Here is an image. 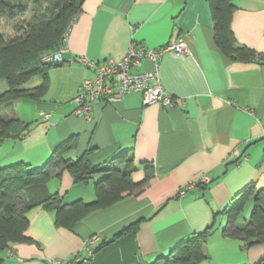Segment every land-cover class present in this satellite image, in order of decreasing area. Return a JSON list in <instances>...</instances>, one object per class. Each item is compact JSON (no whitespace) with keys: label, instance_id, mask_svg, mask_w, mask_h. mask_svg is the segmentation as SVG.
Masks as SVG:
<instances>
[{"label":"crops","instance_id":"1","mask_svg":"<svg viewBox=\"0 0 264 264\" xmlns=\"http://www.w3.org/2000/svg\"><path fill=\"white\" fill-rule=\"evenodd\" d=\"M231 2L235 47L253 51L248 60L231 59L216 45L207 0L82 1L66 36L62 57L67 63L49 70L47 92L41 99H18L2 111L28 122L29 131L0 141V166L37 169L75 135L72 158L88 150V161L96 165L123 152L116 166L127 165L133 182L150 178L138 195L92 212L72 229L57 227L53 212L26 211L27 234L34 242L13 244L1 255L3 264L78 263L88 257L91 235L97 244L138 218L136 230L97 250L90 264H147L211 225L203 244L206 258L198 264H256L264 257V242L244 247L240 238L224 234L228 223L222 209L234 194L251 182L264 190V0ZM178 40L185 43L182 54L162 52L157 67L143 56L132 67L139 73L156 70L171 105L144 104L134 91L109 102L95 98L88 118L76 112L73 98L96 69L72 57L119 61L132 43L153 49ZM40 83L35 76L24 87ZM6 89L0 80V93ZM203 176L207 181H198ZM53 177L62 184L56 192L64 200V188L77 184L67 170ZM80 198L94 200L95 193ZM249 207L251 201L237 227L246 225L249 216L243 212Z\"/></svg>","mask_w":264,"mask_h":264},{"label":"trees","instance_id":"2","mask_svg":"<svg viewBox=\"0 0 264 264\" xmlns=\"http://www.w3.org/2000/svg\"><path fill=\"white\" fill-rule=\"evenodd\" d=\"M83 0H0V20L11 34L0 30V80L7 89L0 93V141L20 139L28 134L29 123L19 117L7 116L3 110L18 99H41L49 87V70L67 61L43 62L45 54L67 49L66 36L72 20L80 11ZM216 45L231 59L248 60L254 55L245 47H235V39L230 28L234 5L231 0H207ZM63 59V57H62ZM41 83L36 87H24L33 77ZM77 144V136L71 135L62 141L43 163L34 170L16 163L0 166V264H3L4 251L16 243L34 242L27 234L29 224L25 212L32 208H42L54 214L57 227L72 229V226L92 212L107 208L118 201L138 195L143 191L150 175L140 182L130 178L131 169L124 165L119 168L116 162L123 152L112 155L101 164L92 165L88 161L89 151L77 158L70 152ZM129 160L126 159L125 162ZM116 163V164H115ZM63 170L72 176L73 183L91 181L95 199L84 201L81 198L65 202L58 192H50L46 183L52 176L59 177ZM97 177V178H96ZM200 186V183H197ZM248 201L252 208L243 227L236 226V220ZM227 217L228 227L224 234L240 238L244 247L264 242V190L256 188L253 182L239 190L228 205L222 209ZM142 218H138L114 233L107 240L98 237L87 247L91 256L75 264L90 261L97 250L119 237L137 229ZM213 226L193 233L175 243L166 254L158 255L147 264H198L206 258L203 244L212 234ZM37 243V241H35ZM72 264V263H70ZM256 264H264V257Z\"/></svg>","mask_w":264,"mask_h":264},{"label":"built area","instance_id":"3","mask_svg":"<svg viewBox=\"0 0 264 264\" xmlns=\"http://www.w3.org/2000/svg\"><path fill=\"white\" fill-rule=\"evenodd\" d=\"M184 49L185 43L183 40L153 49H146L132 43L127 54L119 61L105 59L99 62L77 56V61L82 62L87 67H94L96 71L94 77L85 78L82 81L78 93L73 98L76 104V112L88 118L91 111V103L95 98L109 102L119 99L125 93L134 91L142 94V102L144 104L157 102L161 105H171L173 102L172 96L163 90L156 70L139 73L132 71V67L137 66L143 56H148L152 59L157 67V61L162 52L172 51L180 55L184 52ZM41 60L43 62L64 61L61 57V50L47 53ZM198 181L206 182L207 177L203 176ZM194 184L192 183L183 189H178L177 195L184 194L185 190ZM91 238V240H95L97 236H92ZM88 252L91 256L92 251L89 250ZM84 264H88V261L86 260Z\"/></svg>","mask_w":264,"mask_h":264},{"label":"rangeland","instance_id":"4","mask_svg":"<svg viewBox=\"0 0 264 264\" xmlns=\"http://www.w3.org/2000/svg\"><path fill=\"white\" fill-rule=\"evenodd\" d=\"M5 24H6L5 20H0V30H3L4 29V31H6V32H8V33L11 34V30H9L8 27H5ZM76 56H79V57L82 56V57H84L83 55H78V54ZM63 60H64V58H63ZM71 60L72 61L79 62V61H77V58H74V57H72ZM23 105H27V104H23ZM75 184H77V185L70 186L69 188L68 187H65V188L63 187L65 189V191H66V193L64 194V200L72 201V200H75V199L80 198L86 191H89V193H92V191H94L93 190L94 189L93 188V184H92L91 181H88L85 184L84 183H75ZM46 186H47V189L50 192H54V191H58V189L60 188V186H62V184H61V182L57 178H55V177L52 178L51 177L47 181ZM91 200H93V199H91ZM91 200H89V201H91ZM250 208L251 207H249L248 209H246L243 212V217L248 218L247 216H249Z\"/></svg>","mask_w":264,"mask_h":264}]
</instances>
